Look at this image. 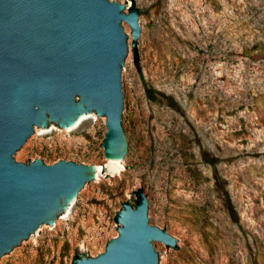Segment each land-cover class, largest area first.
<instances>
[{"label": "rangeland", "instance_id": "374dc122", "mask_svg": "<svg viewBox=\"0 0 264 264\" xmlns=\"http://www.w3.org/2000/svg\"><path fill=\"white\" fill-rule=\"evenodd\" d=\"M110 1L127 13L136 7L146 33L134 51L124 25L131 159L105 156L104 118L88 116L70 131L52 120L48 131L37 129L16 161L66 159L102 170L55 229H43L4 264L97 256L140 189L153 225L180 247H154L162 264H264V0Z\"/></svg>", "mask_w": 264, "mask_h": 264}, {"label": "water", "instance_id": "95a60500", "mask_svg": "<svg viewBox=\"0 0 264 264\" xmlns=\"http://www.w3.org/2000/svg\"><path fill=\"white\" fill-rule=\"evenodd\" d=\"M133 48L145 36L136 7L110 0H0V264L43 229H55L73 203L98 181L95 165L61 159L16 161L37 129L57 122L75 130L88 116L106 119L104 153L131 157L126 136ZM52 120V121H51ZM138 204H123L118 235L94 257L75 264H162L154 247L175 252L177 239L156 225L143 189Z\"/></svg>", "mask_w": 264, "mask_h": 264}, {"label": "trees", "instance_id": "16d2710c", "mask_svg": "<svg viewBox=\"0 0 264 264\" xmlns=\"http://www.w3.org/2000/svg\"><path fill=\"white\" fill-rule=\"evenodd\" d=\"M139 59V57H138V55H137V52H136V54H135V60H136V62L138 63V60ZM147 92L150 94V95H153V93H154V90H151L150 88H147ZM79 256V255H78Z\"/></svg>", "mask_w": 264, "mask_h": 264}, {"label": "bare ground", "instance_id": "6f19581e", "mask_svg": "<svg viewBox=\"0 0 264 264\" xmlns=\"http://www.w3.org/2000/svg\"><path fill=\"white\" fill-rule=\"evenodd\" d=\"M70 131V130H69ZM109 159V158H108ZM95 170H96V173L97 175L100 173V171L102 170V166L101 165H96L95 166Z\"/></svg>", "mask_w": 264, "mask_h": 264}]
</instances>
